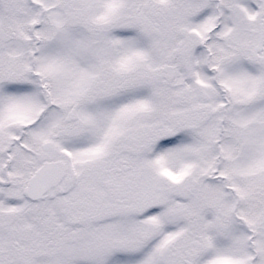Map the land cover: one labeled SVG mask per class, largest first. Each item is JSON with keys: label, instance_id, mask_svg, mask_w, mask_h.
<instances>
[{"label": "snow or ice", "instance_id": "6c2138e0", "mask_svg": "<svg viewBox=\"0 0 264 264\" xmlns=\"http://www.w3.org/2000/svg\"><path fill=\"white\" fill-rule=\"evenodd\" d=\"M0 264H264V0H0Z\"/></svg>", "mask_w": 264, "mask_h": 264}]
</instances>
